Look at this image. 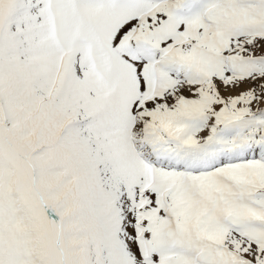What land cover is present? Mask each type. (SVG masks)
<instances>
[{
    "label": "snow or ice",
    "instance_id": "snow-or-ice-1",
    "mask_svg": "<svg viewBox=\"0 0 264 264\" xmlns=\"http://www.w3.org/2000/svg\"><path fill=\"white\" fill-rule=\"evenodd\" d=\"M0 264H264V0H0Z\"/></svg>",
    "mask_w": 264,
    "mask_h": 264
}]
</instances>
